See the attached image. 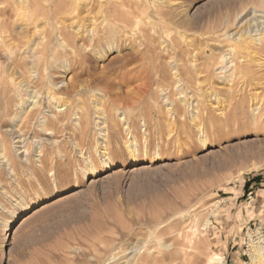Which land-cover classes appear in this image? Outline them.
Listing matches in <instances>:
<instances>
[{"label": "rangeland", "instance_id": "374dc122", "mask_svg": "<svg viewBox=\"0 0 264 264\" xmlns=\"http://www.w3.org/2000/svg\"><path fill=\"white\" fill-rule=\"evenodd\" d=\"M56 1L0 0V264H158L178 234L194 242L189 264H251L249 245L264 246V132L241 101L255 92L264 108V80L230 81L229 65L264 76V49L234 42L264 32V0H120L133 26L106 23L101 41L68 31L75 16L56 17ZM60 1L83 13L91 0ZM58 28L79 56L58 47ZM87 159L97 177H83Z\"/></svg>", "mask_w": 264, "mask_h": 264}, {"label": "bare ground", "instance_id": "6f19581e", "mask_svg": "<svg viewBox=\"0 0 264 264\" xmlns=\"http://www.w3.org/2000/svg\"><path fill=\"white\" fill-rule=\"evenodd\" d=\"M62 3H64V2L60 1V0L55 2L54 8H53L55 16L58 18H59V16H61L63 14H68V16H75L73 19L71 18L72 21L70 22L69 27L67 28V26H66L65 28L68 29V31H71V29L69 30V28H72L74 33H76V34L81 32L83 35H86L87 37H89L90 41H96V40L101 41L103 35H105L106 31H108L107 29H105V26H104L106 23H109V22L116 23L115 24L116 27H118L119 25H121V26L123 25L122 29H127L128 27L133 26V23H130L131 22L130 20L133 16L130 12L129 6L125 5V3L120 1V0H91L89 2L90 5L88 6L87 10L83 9L84 14L80 13L78 11L79 10V2L78 1H70L67 4V6H65V7L63 5L61 6ZM36 6H37V4H36ZM63 9H64V13L62 12ZM117 23H120V24H117ZM74 24L76 26H74ZM66 29L63 28L60 30L58 28L56 30L57 33H55L54 36H55V40L57 42V45L60 49H62L64 51L65 50H71L74 54H77L78 51L72 45L73 40L71 41L70 37L68 38L66 35L68 32V31L66 32ZM65 32H66V34H65ZM252 32H254L255 34L253 33L254 34L253 35ZM76 36L75 37L73 36V37L76 38ZM235 36H237V38L234 39V42L238 44V46L242 49V51L249 49V47H253L256 50H260L261 48L264 49L263 44L261 43V39L264 38V32L261 33L258 30L250 31V27H249L247 32H243V33L237 32L235 34ZM77 38H79V37H77ZM252 66L249 64L239 65L238 63H234L233 61H231L230 65H229V68L231 71L230 77H229L230 81H231V79L233 80L236 78V76H238L237 75L238 70H240L241 75H243L244 78L250 79L251 82L249 83V85H247V87L252 85L254 82H259V81L261 82L262 80H264V76L263 77L261 76V78L255 77L256 72ZM256 67L258 69L264 68V59L263 58H260L258 60V64H256ZM254 84H253L254 86L258 85L257 83H254ZM254 93L249 95L248 100L245 99V97H242V98H244V100L241 101V103L247 102L249 104L251 102V105H249L247 107V110L249 111V109H250L249 112L251 113V115L253 117L251 119V122L249 125V130H251V132L263 133L264 132V108H260V107L256 106V104L253 105L252 102L255 100V98H257ZM256 93H257V91H256ZM130 97H128V98L126 97L125 99H121V100H119V98H118L117 100L120 102V104H124L127 100L133 99L132 97L131 98ZM216 98L211 99V101L215 105V106L211 105L212 109L213 108L216 109L219 105V102ZM114 99L116 100V98H114ZM216 105H217V107H216ZM193 112H195V111H193ZM221 116L224 117L223 114H221ZM236 129L237 130H244L245 128L238 126ZM196 132H198L199 139L201 141V145H202L203 149L209 148L210 140H209V137L207 136V134L205 133V131L202 128H197ZM101 137L102 138H100L101 142L99 143L100 150L98 152L97 162L99 163V165H102V168H104V170H105L108 167L110 168L112 166V163L110 162V158L108 157V154L106 153L107 151H105L107 139L104 138L105 136L101 135ZM128 140H129V142H127V144H126L127 146L125 148H126L127 153L129 154L131 160L133 161L135 159V155L138 152V149H137L136 143H134V138H128ZM156 158H160L159 151H157L155 154V159ZM93 160L87 159L86 172L83 174V177H86V176L87 177H97L100 174V171L96 167ZM25 207H28V206L25 205ZM191 240L192 239L189 238L188 235L183 236V235L178 234L177 236H175L172 244H170V245H167L166 243H162V242L160 243L159 242L160 248L163 251H165V253H161L160 255L155 257L157 263L158 264H189L191 256H192L191 252L194 248L193 247L194 242H192ZM258 240H260V239H258ZM253 241H255V240H253ZM263 248H264V246L263 247H262V245L260 246V243L257 241L253 242L249 245L248 255L250 257L251 264H264V260H263L264 249ZM147 259H150V258H147ZM214 260L222 261V259L219 258L216 254L214 255ZM211 261H212V259L209 260L208 262H211ZM141 263H143V262H141ZM221 263L223 264V262H221Z\"/></svg>", "mask_w": 264, "mask_h": 264}, {"label": "crops", "instance_id": "0c3cea01", "mask_svg": "<svg viewBox=\"0 0 264 264\" xmlns=\"http://www.w3.org/2000/svg\"><path fill=\"white\" fill-rule=\"evenodd\" d=\"M256 185H259L257 182H252V183H250V185L248 186V189H252V186H256ZM249 194L251 195L252 194V191H251V193H250V191H249ZM250 204V203H249ZM233 209H234V207H232ZM244 208H245V206L244 207H241L240 208V214H241V217H243V211L242 210H244ZM232 209V210H233ZM250 222V220H248L247 221V224ZM229 238H231L230 236H229ZM238 246V243L236 242V243H234V245H233V247H237ZM232 247V248H233ZM236 253V252H235ZM236 255H238V254H236ZM232 259H233V256H232ZM234 261H235V264H238V259L235 257L234 258ZM226 264H228V263H226Z\"/></svg>", "mask_w": 264, "mask_h": 264}]
</instances>
